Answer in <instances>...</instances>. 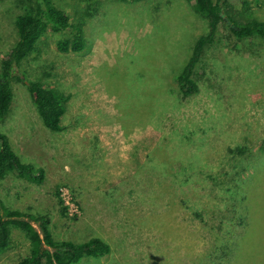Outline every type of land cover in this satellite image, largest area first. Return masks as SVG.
I'll list each match as a JSON object with an SVG mask.
<instances>
[{
    "label": "rangeland",
    "instance_id": "obj_1",
    "mask_svg": "<svg viewBox=\"0 0 264 264\" xmlns=\"http://www.w3.org/2000/svg\"><path fill=\"white\" fill-rule=\"evenodd\" d=\"M51 1L71 23L82 22L85 48L61 53L56 44L62 36L47 33L17 69L63 96L62 130L46 129L27 87L12 83L0 133L43 179L7 175L0 181L5 206L44 216L60 240L100 237L110 245L109 256L77 264H264V41L238 40L222 22L193 76L197 92L152 125L149 109L126 92L149 96L152 83L176 89L175 71L207 31L190 2ZM246 1L251 10L232 9L237 23L264 22V0ZM28 6L27 0H0V59L16 42L15 20ZM127 73L133 77L129 90ZM179 136L189 146L179 147ZM152 150L164 163L180 154L173 169L184 163L182 152L197 154L204 174L171 191L165 186L172 185L171 176L149 172L145 160ZM150 185L156 187L154 205ZM243 196L238 210L245 221L235 227L232 204ZM10 229L11 246L0 264H17L29 254L25 234Z\"/></svg>",
    "mask_w": 264,
    "mask_h": 264
},
{
    "label": "trees",
    "instance_id": "obj_2",
    "mask_svg": "<svg viewBox=\"0 0 264 264\" xmlns=\"http://www.w3.org/2000/svg\"><path fill=\"white\" fill-rule=\"evenodd\" d=\"M27 1L29 6L26 12L19 15L15 20L14 28L17 40L0 59V121L7 117L10 110L13 99L12 83H22L29 90L33 105L44 127L53 133H58L62 130L63 96L52 88L44 87L38 82L28 81L24 73L18 74L17 69H19L22 61L29 58L36 51L39 40L45 37L47 33L62 36V39H59L56 44L57 49L61 53L82 52L85 48L83 24L79 19L76 23H71L67 13L53 5L51 0ZM128 1L139 2L142 0ZM187 1L191 5V13L202 18L207 23V31L206 34L199 36L194 41L186 63L180 70L175 71L173 80L177 86L176 89H169V86L166 87L163 84L161 87L152 86L155 84L152 83L149 96L147 94L143 95L142 92L138 95L133 92H126L131 102L138 103L139 101L149 109L150 123L151 120L158 123L168 113L178 112L180 98L185 99L197 92L198 85L193 80V76L198 69V65L205 58L208 48L214 44L222 22L229 25L231 33L238 40L258 38L264 41V22L252 20L237 23L233 18L235 12L232 9L235 10L239 7L245 11L249 10L250 4L246 0ZM65 34H68L69 37L63 38ZM126 75L127 77L123 83L126 86V90H129L127 81L132 80L133 77L128 73ZM142 75H144L142 72L137 71V76ZM145 89L148 90L149 86L147 85ZM137 118L139 119V117ZM178 138L179 147L182 145L189 146V143L183 142L184 137L179 136ZM260 148L264 151V140L261 142ZM238 149H235V151H238ZM155 151L152 157L148 158V155L146 156L145 163L150 164L149 172L162 173L163 175L165 173L166 177L171 176L173 178L172 185H165L171 191L193 184L194 179L198 181L200 176L204 174L202 173L204 169L201 160L197 154L182 152L184 163L180 165V168L173 169L171 165L179 162L177 158L180 152H178L179 155H171V163H164L160 156H154ZM11 173L18 178L28 179L36 183H41L43 179L42 170L35 168L32 164L22 163L16 150L11 146L9 138L0 133V181ZM238 182L236 181L237 186ZM237 186L236 190L240 195H244V186ZM153 187L156 188L155 186ZM153 187L149 186L151 190H149L150 193L148 194V196H151L152 205H154L153 203L156 199L153 196ZM243 201L244 196L238 201L236 199H234V202L232 201V210L236 214V219H233L236 222L235 227L236 225H243L242 223L245 221L238 210L242 209ZM30 212L31 209H27L25 212L18 209L10 210L0 199V257L11 246L10 227H15L22 231L30 245L28 256L22 258L17 264H77L85 258L99 260L111 254L110 245L100 237H93L87 242L78 244L60 240L47 227V218ZM61 212L64 213L65 210ZM198 217H200V214ZM238 243L240 242H235V249L238 248ZM226 246L222 247V251L228 249H226Z\"/></svg>",
    "mask_w": 264,
    "mask_h": 264
}]
</instances>
